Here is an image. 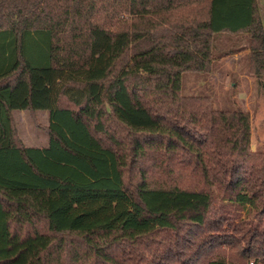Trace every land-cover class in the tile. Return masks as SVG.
I'll use <instances>...</instances> for the list:
<instances>
[{"label": "trees", "instance_id": "obj_1", "mask_svg": "<svg viewBox=\"0 0 264 264\" xmlns=\"http://www.w3.org/2000/svg\"><path fill=\"white\" fill-rule=\"evenodd\" d=\"M239 34L261 76L256 0H0V264H264L249 114L180 94Z\"/></svg>", "mask_w": 264, "mask_h": 264}, {"label": "rangeland", "instance_id": "obj_2", "mask_svg": "<svg viewBox=\"0 0 264 264\" xmlns=\"http://www.w3.org/2000/svg\"><path fill=\"white\" fill-rule=\"evenodd\" d=\"M264 31L263 0H256ZM218 51L230 54L218 59L215 68L206 74L185 73L181 78V95H207L218 110L239 108L250 117V149H264V74L254 75L248 66L247 35L220 36L215 42ZM15 133L27 147L47 144V112L13 110Z\"/></svg>", "mask_w": 264, "mask_h": 264}, {"label": "crops", "instance_id": "obj_3", "mask_svg": "<svg viewBox=\"0 0 264 264\" xmlns=\"http://www.w3.org/2000/svg\"><path fill=\"white\" fill-rule=\"evenodd\" d=\"M262 8L264 9V6L262 5ZM261 23H262V18H261Z\"/></svg>", "mask_w": 264, "mask_h": 264}]
</instances>
